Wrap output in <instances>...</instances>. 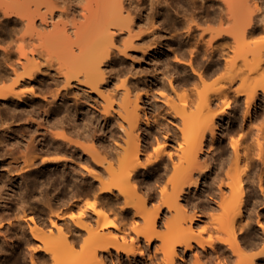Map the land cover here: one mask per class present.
<instances>
[{
	"label": "bare ground",
	"instance_id": "obj_1",
	"mask_svg": "<svg viewBox=\"0 0 264 264\" xmlns=\"http://www.w3.org/2000/svg\"><path fill=\"white\" fill-rule=\"evenodd\" d=\"M83 1L0 0L3 16L19 18L32 31L28 38H17L25 62L12 63L7 47H1L5 57L0 63V83L12 81L0 85V120L6 116L22 119L23 126L30 128L28 134L17 135L9 129L0 134V156L13 158L6 164L10 182L0 180V264H40L51 257L73 256L80 242L81 264H188L189 255L190 264H264V207H258L259 202L264 203V46L249 48L244 42L247 34H236L239 27L233 16L234 0H220L226 9L214 11L210 17L220 21L233 18V25L217 30L207 40L202 34L197 38L192 34L199 23L191 19L193 24L189 23L187 32L194 40L189 43L188 61L181 57L186 44L174 38V43L182 47L177 54L170 47L177 66L174 78L137 79L134 83L144 88L139 94L132 93L122 80L116 101L113 97L117 93L110 84L113 56L134 50V39L151 37L152 41L142 47L143 53L155 50L154 59L160 66L167 62L169 47L167 50L159 44L154 21L147 31H134L135 16L123 6V0ZM137 1L139 5L143 2ZM254 3L257 5V0ZM27 4L30 8L23 9ZM79 15L81 22L76 21ZM62 16L67 22H53ZM259 21L249 19L244 31L258 30ZM173 25L175 28V22ZM124 31L127 37L116 45L115 37ZM226 36L238 41L229 44L233 50L229 58L224 55L225 45H213ZM33 40L39 47L28 55L25 45ZM243 42L249 49L242 46ZM203 45L206 48L201 51ZM206 53L216 59L211 69L203 70L198 66ZM36 55L45 56L47 69L53 68L55 61L54 72L48 71L50 82L63 81V91L47 86L46 106L33 97V88L16 90L17 85L34 79L39 69ZM18 63L21 72L17 71ZM185 63L190 72L182 65ZM221 69L229 82L238 79L240 85L209 95L195 91L179 104L167 96L182 85L203 82ZM155 87L161 88L157 95L152 91ZM70 90L77 96L74 106L66 96ZM93 94L101 98L102 105L89 102ZM59 99V105L53 108L50 104ZM161 102L167 112H159L170 115L176 123H153L149 116ZM218 102L220 109L212 111ZM110 121L117 126L118 141L108 147L103 143V129ZM34 123V129L42 134L39 139L31 133ZM178 131L181 141L174 150L163 145L146 152L148 145L160 138L176 140ZM219 138L225 140L226 147L222 148L224 156L216 159L212 146ZM47 139L52 149L45 148ZM88 140L93 144L88 146ZM46 150L57 153V157L42 158L39 154ZM38 156L44 167L35 166ZM148 174L155 182L166 176L158 193L145 181ZM257 187L261 199L255 198ZM5 192L15 196L12 204L16 212L22 211L21 217L12 219ZM37 192L41 205L38 213L44 216L48 212V218L46 214L41 218L40 214L24 213ZM80 196H91L93 201L85 203L77 217L57 211L62 206H76ZM121 199L122 205L117 206ZM161 207L168 215H159ZM28 222L32 224L27 226ZM129 223L133 224L134 236L126 232ZM255 223L262 229L261 236L254 231ZM10 229L15 231L16 241L6 239ZM155 239L159 243L151 250Z\"/></svg>",
	"mask_w": 264,
	"mask_h": 264
},
{
	"label": "rangeland",
	"instance_id": "obj_2",
	"mask_svg": "<svg viewBox=\"0 0 264 264\" xmlns=\"http://www.w3.org/2000/svg\"><path fill=\"white\" fill-rule=\"evenodd\" d=\"M79 5L81 4H78L77 6ZM123 6L125 8H129L132 11L133 15L135 16V19H134V25H135L134 29L135 30L134 31H138L140 29L147 31L151 27V22L152 21L155 22L157 26L156 35L159 37V40H160L159 44H161V46H164V48H166L167 50L169 47V55L166 59L167 60L166 64H162L158 66V62H156L154 59L155 50H148L147 52L143 53L142 47L144 48V46H146L152 41L151 37H145L139 41L134 39L133 44L135 46V49L134 50L128 49L126 54L117 52L112 58V62L114 63V69H113L114 76L112 77V80H110V84H112L113 85L112 87L115 88V91L113 93H117L113 97L115 101L116 99H118L120 95L119 90L122 89L121 88L122 80H126L127 86L131 87L130 89L132 90V93L139 94V93H142L141 91H143L144 88H141L140 84L134 83V81L135 80L137 81V79L138 81L139 80L145 81L146 79L159 80V77L161 76L163 77L164 80H168L169 78L175 77L176 73L174 72V69L177 66L175 65V61H174V53L171 51L170 47L175 48L176 54L178 51L182 50V47L174 43V38L177 37L179 40L183 41V43L186 44V48H187L185 51V54L181 57L185 61H188L190 59L188 47H189V43H191L194 40V38L189 37L188 32H187V27L189 23L193 24L191 22V19H194L199 23L198 27H194L192 34H194L196 38L200 34H202L205 40L209 39L211 35L215 34L217 30L221 28H229L234 23L233 18L223 17L221 21L218 18L217 19L210 18L213 15L214 11H218V10L220 11V9L222 10L226 9L225 4L222 3L220 0H206V2H204V0L203 2H201L200 0H143L141 5H139L137 0H123ZM232 7H233V16H235V19L237 20L238 27H239L236 34H247L244 37V42H247L248 44L247 47L255 48L256 46H259L263 48L264 44H262V42L264 41V0H257V5H255L254 0H234V5ZM27 8H30L28 4L23 9H27ZM155 11L157 12L155 13ZM159 12H160V16H157L156 14ZM249 19H251L253 22L256 21V19H259L260 28L256 31H249V30L244 31V26L246 25ZM54 21H59V24L62 25L64 21L67 22V19L64 16L58 17V18L55 17L53 22ZM76 21L81 22L83 21V19L79 15L77 16ZM174 22L176 25L175 28L173 25ZM37 24H38V21H37ZM30 34H32V31L29 30L25 25H23L20 22L19 18L15 16L6 17L0 13V63H2L3 58L5 57V53L3 54L2 49H1L2 46L7 47L8 49L7 54L9 55L10 61L12 63L22 62V61L25 62V59L20 56V53H19L20 51L18 48V45L20 44V42L17 41V38L20 37L21 35H24L26 38H28L30 37ZM126 37H127L126 31L122 32L119 36L117 34V36L115 37L116 45L120 44V42ZM240 37L241 36H237L239 40H240ZM241 40H243L242 37H241ZM232 42L237 44L238 41L234 42L231 36L229 37L226 36L225 38L215 40L213 42V45L214 46L215 45L216 46L225 45L226 54L224 55L229 58L231 57V55H233V50L229 45ZM244 42L242 43L243 45L241 43L240 44L245 47ZM37 44L38 42L36 40H33L31 43H26L25 51L28 53V55H31L30 52L33 48L39 47V45ZM165 45H168V46L165 47ZM247 47L245 48L249 49ZM205 48L206 47L204 45L201 46V51H204ZM36 57H37V61L39 62V69L35 72L34 79L31 82L17 85L16 90L28 91L31 88H33L36 91V94L33 97H35V99L38 102H41L43 106H46L47 105L46 98L44 96L47 95V90H46L47 86H48V89H53V90L59 89L63 91V87H62L63 81L61 80L59 84H54L50 82L51 80H49L48 78L49 76L48 71L54 72V68L56 66L55 61L53 63V68L47 69L48 63L46 62L45 56L43 57L42 55L40 56L36 55ZM161 57L164 60L166 56L164 55ZM263 58H264V55H263ZM215 59L216 57H211L207 55V53L203 54L201 55V60H200V64L198 67L203 70L211 69L214 66ZM238 61H239V58H238ZM223 62L224 60L221 57L220 63L222 64ZM182 65L185 66V69L187 70V72H190V67L187 63L182 64ZM22 70H23L22 66H20V64L18 63L17 71L21 72ZM44 70H47V71H44ZM178 72H180V69H178ZM54 76L56 75L54 74ZM226 76L227 74L224 71V69H221L212 74H209L203 82L199 81L194 86L182 85L178 87L177 90L173 92L171 95H169L170 93L167 94L168 92H164V93L167 94V96H170L175 103L179 104L184 97L189 96V94L191 93H195V91H204L206 94L209 95L213 91L220 90L224 87H229L230 89H233V88H237L240 85V81L238 79H235L234 81L229 82ZM11 81L12 79L5 80L2 83H0V85H9ZM191 87H192V90H191ZM160 89L161 88L155 87L152 89V91L155 92V95H157L156 93L161 91ZM87 91H89L88 88H87ZM31 96H29V98ZM66 96L68 97L70 104L73 105V102L76 101L75 98H77L73 90L68 91ZM80 101H83V100H80ZM94 101L98 102L99 105L103 104V101L101 100V98H97L95 94H93V97L91 101L89 102L92 103ZM59 103H60V99L58 101H54L50 105L54 108L55 106L59 105ZM220 106H221V102H218L217 105L212 107V111H216L220 109ZM164 107L166 106L162 103L161 107L155 112H153L151 116H149L150 118H152L151 119L152 121L154 120L153 123H164V122H169V124L176 123V120L174 122V120L171 117H169L170 115L166 116V113L162 115L163 112H167L166 110H164ZM113 109H114V105L111 107V110H112L111 112H113ZM160 110H162V113L159 112ZM231 113H235V110H232ZM152 115L154 117H152ZM192 120H194V117L191 118V121ZM22 122H23L22 119L12 118L10 116L4 117L3 120H0V134L6 129L14 131L13 133L17 135H19L20 133L28 134V129L30 127L23 126ZM101 123H103V121ZM35 126H36L35 123L33 126H31L32 127L31 133L33 136H36V139H39L40 137H42V134L39 129L37 130L34 129ZM116 128H117L116 124H113V122L110 121L109 125L103 129L104 135H105L103 139V143L108 147L113 146V144L116 141H118V138L116 137L117 134L115 132ZM51 130L59 131L61 130V128H52ZM100 132L101 131H98V133ZM217 132L220 134V130H217ZM178 133H179V136L176 140L160 138L159 142L157 141V142L150 143L146 149V152L154 151V149L160 146H163V145L165 149L174 150L175 148H177V143L181 141L180 131H178ZM48 142L50 141L47 139V144H45V148H48L49 150L52 148H51L50 143ZM86 144L89 146L93 143L91 140H88ZM223 146L226 147V143H225V140H222L221 138H219L216 141V143L212 146L213 148L212 152L214 153V157L216 159L224 156V153L222 152ZM48 150L40 152L39 155H41L42 158L43 157L44 158L45 157L46 158L55 157V156L57 157L58 155L57 153L49 152ZM41 156H38L35 166H39V165L43 167L45 166L44 162H42L40 159ZM1 158H0V180H2L4 184H7L8 182H10V178H9V174L6 172V169L8 166L6 164L13 162V158L10 156L5 157V158L3 157L2 159ZM258 167H260V164L257 166V168ZM218 171H220V169ZM165 179H166V176L163 177L162 181L155 182L152 175L148 174L145 176V181L147 183H150L151 186H154L157 190V193H158L159 185L164 183ZM142 185H144V183H142ZM202 185L203 184H201L200 187H202ZM139 193L141 194L142 192H139ZM4 195H6V197L9 198L7 199V201H9V205L11 204L10 205L11 208L9 211L10 212L13 211L11 212L12 219H14V217L16 216L21 217L22 211L16 212V210L14 209V204H12L13 201H15V196L9 195L6 192L4 193ZM39 196H40V193L37 192L35 197L33 196L29 199V203H27L24 213H26L27 215L34 214L35 216L41 215L40 213H38L40 212L39 207L41 206L40 203L38 202ZM255 198L257 199L262 198L261 192L258 189V187H257ZM80 199L81 200L76 206L74 205L70 208H67V206L66 207L62 206L60 207V209L58 208L59 210L57 209V211L61 210L68 215H74L75 217H77L78 212L81 211V209L85 208L86 206L85 203L93 201V198L91 196H88V197L80 196ZM193 199H195V195H193ZM122 203L123 202L121 199V202L117 204V206L122 205ZM148 205L150 206V203ZM36 207L38 211H36L37 210ZM258 207L262 209L264 207V203L259 202ZM129 209L131 210V213H130L131 216H133L132 209L131 208ZM164 212L166 213V209L161 207V210L159 211V215L162 216ZM47 213L45 212L46 217L48 218L47 215L50 216V213L49 214ZM166 215H168V212L166 213ZM42 216L43 215H41L40 217L43 218L44 216L43 217ZM252 216H253V219H256L255 214H253ZM53 217L54 216L51 214V218ZM53 219L58 220L56 217H54ZM134 220L140 221L138 217H134ZM59 223H61L60 220H59ZM31 224L32 223L28 222V224L26 225L28 226ZM199 224L203 225V222H199ZM132 225L133 224H130V223L128 224V228L126 232L134 236V233L131 231ZM255 226L257 228L256 230H254L256 235L261 236L263 233L261 231L262 229L256 223H255ZM161 229H164V228H161ZM14 232L15 231L12 229L6 231L7 237H8L6 239L8 241H11V240L16 241ZM157 243H159V241L155 239L154 242L151 244L150 249L153 250L154 244H157ZM81 248L82 247H81V242H80L79 245H76L74 249L75 252L71 253V255L73 256L61 255L56 260H54L51 257V259L48 258L49 260H46L45 262L40 263V264H76V263L81 264V262H83V258H82L83 256H80L82 255L80 254ZM255 251H257V249H255ZM157 255H159V253H157ZM123 257L125 258V255H123ZM186 258L188 261L187 263L190 264L192 261V257H190L189 255V256H186ZM189 258H191V260ZM1 262L2 261H0V263Z\"/></svg>",
	"mask_w": 264,
	"mask_h": 264
}]
</instances>
